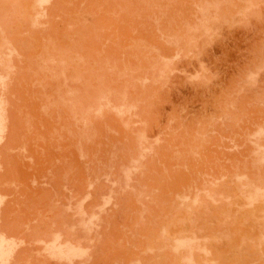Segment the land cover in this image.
<instances>
[{
	"label": "rangeland",
	"instance_id": "1",
	"mask_svg": "<svg viewBox=\"0 0 264 264\" xmlns=\"http://www.w3.org/2000/svg\"><path fill=\"white\" fill-rule=\"evenodd\" d=\"M0 107L5 264H264V0H0Z\"/></svg>",
	"mask_w": 264,
	"mask_h": 264
},
{
	"label": "bare ground",
	"instance_id": "2",
	"mask_svg": "<svg viewBox=\"0 0 264 264\" xmlns=\"http://www.w3.org/2000/svg\"><path fill=\"white\" fill-rule=\"evenodd\" d=\"M0 108H2V107H0ZM2 110V109H1ZM0 116H2V114L0 115ZM2 118H3V116H2ZM2 121V120H1ZM253 198V197H252ZM3 234H1L0 233V264H5V263H7V255L9 254V252H10V249H7L9 246H8V244H7V240H6V238L4 237V236H2ZM67 245V244H66ZM8 246V247H7ZM61 246H63V245H61ZM67 247V246H66ZM77 248V247H76ZM76 248H74V249H76ZM62 249H64V248H62ZM61 249V250H62ZM67 248H65V250H66ZM76 253V251L75 250H73V249H69V250H67L66 252L65 251H61V253L63 254V253H65L66 255L67 254H72V253ZM73 253V254H74ZM60 254V253H59ZM61 254V255H62ZM60 255V256H61ZM75 255V254H74ZM74 255H72V256H74ZM66 257H69L68 255L66 256Z\"/></svg>",
	"mask_w": 264,
	"mask_h": 264
}]
</instances>
